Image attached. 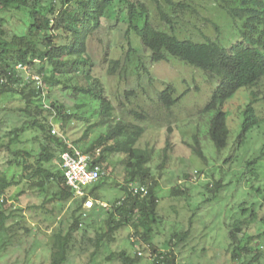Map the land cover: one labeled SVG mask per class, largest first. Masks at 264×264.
<instances>
[{"label":"rangeland","instance_id":"374dc122","mask_svg":"<svg viewBox=\"0 0 264 264\" xmlns=\"http://www.w3.org/2000/svg\"><path fill=\"white\" fill-rule=\"evenodd\" d=\"M143 2L153 27L170 32V27L160 20L159 6L171 16L175 36L181 41H219L225 47L235 42V24L212 0H185L191 9L176 13L165 0ZM0 18L4 20L0 22V30L5 33V40L21 34L26 21L23 13H0ZM106 33L99 36L105 40ZM99 36L94 37L88 46L95 60L101 62L104 50ZM109 42V56L113 59L122 56L119 49H128L125 40ZM131 42L137 53L125 62L126 70L121 76H108L106 66L100 64L94 76L101 80L104 95L115 108L111 125L144 129L136 148L147 151L151 156L147 168L153 178L160 218L159 223L153 225L152 245L160 252L173 250L176 264H231L229 230L232 224L250 218L252 213H256L259 219L264 217V157H261L264 148V79L254 88L240 90L223 105L230 134L227 147L218 153L208 136L214 113L203 114L202 110L211 100L219 79H212L172 57L153 64L140 39L133 36ZM168 86L175 89L173 99H179L170 110L159 103V94ZM126 92L133 93L126 97ZM51 98L65 104L68 111L76 116V121L69 124L64 133L57 129L59 119L53 123L55 129L78 149H87L99 136L108 132L106 126L98 123L99 102L93 103L89 96L79 95L71 100L68 93L56 92L51 94ZM19 100L15 95L0 98V135L23 125L24 119L18 111ZM251 101L259 124L241 142L238 138L242 112ZM76 104H87V107L76 109ZM132 112L144 114L146 119L140 122ZM30 137V133L21 136L24 148L32 146L37 152L36 143H26ZM194 138L199 140L206 161L194 154ZM0 159L5 164L10 156L3 152ZM123 160L124 156L106 154L98 182L101 187L96 190L95 185L83 188L91 200L98 202L96 210L101 206L107 209L127 197L131 182ZM59 164L55 163L57 169H61ZM14 171L19 177L21 172ZM133 183L140 185L138 180ZM216 185L221 186L218 191L211 190ZM9 196L14 209L20 211L17 213L19 218L7 224L9 234H0V264H51V251L47 245L54 233L69 230L74 204L61 206L47 202L49 196L44 197L28 180H24L18 190H11ZM83 210L88 212L85 204ZM244 210L247 212L243 215ZM105 221L104 215L87 220L89 227L76 235L75 248L67 264H123L118 259L122 252L132 258L141 252V261L137 264H153L148 247L136 235L134 228H122L113 234L111 242L103 240L97 245L98 238L108 233ZM135 222L138 224L137 218ZM257 230L259 225H254L249 234L256 236ZM185 232L188 235L182 238ZM259 244L255 239L252 246Z\"/></svg>","mask_w":264,"mask_h":264},{"label":"trees","instance_id":"16d2710c","mask_svg":"<svg viewBox=\"0 0 264 264\" xmlns=\"http://www.w3.org/2000/svg\"><path fill=\"white\" fill-rule=\"evenodd\" d=\"M165 1L174 13L191 9L185 0ZM212 1L235 24L237 37L229 47L219 41L195 43L179 40L175 36L171 16L159 6L160 20L170 27V32L156 30L150 22L143 0H0L1 14L17 12L26 16L21 34L14 35L11 40H5V33L0 30V98L7 95L19 97L18 111L24 119L20 128L0 135V154L4 152L10 156L5 164L0 159V234H9L7 224L19 218L17 213L20 210L14 209L8 199L11 190H18L20 184L28 180L44 197L49 196L47 202L61 206L73 203L75 206L69 230L66 233H54L47 245L51 251V264H67L75 248L76 235L87 230L88 219L99 215L106 217L104 223L108 233L98 238L97 245L103 240L111 242L114 233L131 227L144 245L149 247L148 251L156 256L153 264H176L173 250L160 252L152 245L153 225H157L160 218L153 178L147 168L151 156L147 151L136 148L144 129L130 125H111L115 108L104 95L101 80L94 74L100 64L106 66L108 76H121L126 70L125 62L137 53L131 42L133 36H136L144 51L149 53L151 63H161L172 57L204 72L212 79L218 78L219 84L202 113H214L208 136L216 151L222 152L227 147L230 134L223 105L240 90L254 88L264 79V0ZM105 31L107 33L103 40L99 35ZM96 36H99V43L104 50L101 62L95 60L88 46ZM116 40L127 41L128 49L122 47L119 49L123 52L122 56L113 59L109 56L107 44ZM139 61L143 66V59ZM18 65L28 67L31 74L38 76L43 89H39L36 82L25 80L23 73L16 70ZM56 92L68 93L71 100L84 95L89 96L93 103L99 102L98 123L106 126L108 132L81 151L94 156L100 150V157L94 160V164L100 168L106 154L124 156L123 163L131 184L138 180L139 186L148 187L145 197L132 196L127 191L126 198L107 209L101 206L96 210L98 204H95L88 212L83 210L88 197L81 200L74 198L73 192L65 184L62 169H57L55 165L60 162L61 154L68 147L64 139L52 134L55 128L53 122L59 119L57 129L64 133L66 127L77 119L65 104L53 101L51 94ZM132 93L126 92L125 95L128 97ZM174 94L172 86L159 94V103L164 109L170 110L178 103L179 99H173ZM85 107L87 104L75 105L76 109ZM132 114L140 122L146 119L144 114ZM242 117L238 138L241 142L259 124L253 101L245 107ZM25 133L31 134L26 143L38 145L37 152L32 146L24 148L25 142L21 141V136ZM194 142V154L206 161L199 140L194 138ZM261 157H264V148ZM14 170L21 172L19 177ZM99 187L101 185L96 183L94 189ZM220 187L216 185L211 190L218 191ZM246 212L244 210L242 214ZM16 225L19 227L20 224L17 222ZM254 225H259L256 236L249 234ZM187 235L188 232H185L182 238ZM255 239L260 242L258 246H252ZM229 249L231 264H264V217L259 219L256 213H252L250 218L233 223L229 230ZM118 259L123 264H137L141 261L137 254L132 258L125 252L120 253Z\"/></svg>","mask_w":264,"mask_h":264},{"label":"built area","instance_id":"2783aa9c","mask_svg":"<svg viewBox=\"0 0 264 264\" xmlns=\"http://www.w3.org/2000/svg\"><path fill=\"white\" fill-rule=\"evenodd\" d=\"M16 70L23 73L25 80L30 79L31 81L36 82V85L39 89H43L41 79L38 76L31 74L28 67L18 65L16 67ZM42 94L44 102V92ZM44 108L48 109V106L44 105ZM52 134L58 135L59 137L64 139L68 147V149L64 151L60 157L61 169L63 171L66 186L71 189L74 194V198L81 200L88 197L83 191V188L86 186L95 185L99 182L101 177L100 166L94 164V160L100 157V150H97L94 156L92 154L83 153L80 149L70 144L63 136H61L55 128L52 129ZM128 192L132 196L140 195L141 197H145L148 193V187L130 184L128 186ZM84 204L85 209L90 210L94 207L95 204H98V202H94L88 197ZM137 256L141 257L142 253L137 252ZM150 257L152 260L156 258V256L152 254L150 255Z\"/></svg>","mask_w":264,"mask_h":264}]
</instances>
